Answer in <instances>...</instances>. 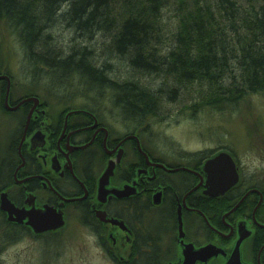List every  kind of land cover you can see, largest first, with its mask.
Segmentation results:
<instances>
[{
	"label": "flooded vegetation",
	"instance_id": "obj_1",
	"mask_svg": "<svg viewBox=\"0 0 264 264\" xmlns=\"http://www.w3.org/2000/svg\"><path fill=\"white\" fill-rule=\"evenodd\" d=\"M13 81L0 70V264H28L25 249L12 253L25 240L32 264H86L43 259L62 232L73 241L70 218L100 264H183L188 250L201 251L194 264H264V162L162 151L140 129L153 116L121 115L133 127L119 134L95 106ZM221 152L235 174L206 166Z\"/></svg>",
	"mask_w": 264,
	"mask_h": 264
},
{
	"label": "trees",
	"instance_id": "obj_2",
	"mask_svg": "<svg viewBox=\"0 0 264 264\" xmlns=\"http://www.w3.org/2000/svg\"><path fill=\"white\" fill-rule=\"evenodd\" d=\"M0 22L35 69L109 93L138 121L180 95L191 116L264 98V0H0Z\"/></svg>",
	"mask_w": 264,
	"mask_h": 264
},
{
	"label": "rangeland",
	"instance_id": "obj_3",
	"mask_svg": "<svg viewBox=\"0 0 264 264\" xmlns=\"http://www.w3.org/2000/svg\"><path fill=\"white\" fill-rule=\"evenodd\" d=\"M60 34L64 38L69 36L67 31ZM62 43L67 45L68 42L63 39ZM0 62H2L0 70L6 69L15 84H24L37 93L47 86L55 89V94L64 96L70 94L74 100L68 103L70 107L95 106L98 114L105 122L111 123L117 133L123 134L132 130L133 125L123 120L122 114L113 106L109 93L99 94L91 91L84 95L77 94V90L82 89V85L77 83V77L58 83V79H52L50 73L35 69L27 61L22 45L4 22H0ZM110 63L115 66L117 72L123 74L120 71L124 70L122 64L118 67L116 61ZM143 81L149 86L160 84L159 79L151 77H146ZM190 96L191 94L180 95L174 102L164 103L159 109V115L143 122L140 129H146L145 132L149 134L152 143L158 145L162 151L196 152L204 156L211 155L220 148H226L231 150L237 160L244 165L255 166L264 162L263 96L248 95L234 109L228 108L221 112L204 109L195 116L188 115L187 110L184 109V105L187 106L192 101ZM64 107L66 106L59 108ZM70 219L71 226L68 227L73 230L70 235L73 241L69 240L70 244L69 241L64 243L66 233L62 232V244H59V249L55 250L54 247V251L52 250L53 252L51 251L43 259L57 258V261L76 260V262L81 260V262L86 261V264L87 262L100 264L99 253L89 247L85 234L83 235L81 231L84 229L79 227L76 220ZM24 249L28 264H32L31 260L37 259L39 255L37 244L25 240L15 246L12 253Z\"/></svg>",
	"mask_w": 264,
	"mask_h": 264
},
{
	"label": "water",
	"instance_id": "obj_4",
	"mask_svg": "<svg viewBox=\"0 0 264 264\" xmlns=\"http://www.w3.org/2000/svg\"><path fill=\"white\" fill-rule=\"evenodd\" d=\"M228 164L230 166V169L234 172V164L232 159L230 158V156H228L226 153L221 152L219 153L217 156H215L214 158L210 159L207 161L206 166L210 167L213 171L217 170V169H222V167H224V164ZM108 172H110L109 170H107ZM106 171V172H107ZM235 174V172H234ZM102 179L106 180L108 179V175L104 174ZM101 179L100 181V186H99V193L103 192L105 194V191H101V186L103 185V180ZM236 180V176L234 175V181ZM233 183V182H232ZM113 193L117 196L118 191L114 190ZM29 224L32 225V227L37 229V224L35 223V221H31ZM62 225V220L61 218L58 216L57 221L55 224H53V227H59ZM205 249H203L202 251H204ZM185 253V251H184ZM201 251H186V259L183 262V264H194L195 259L198 257V255H200ZM197 255V256H196ZM200 257V256H199Z\"/></svg>",
	"mask_w": 264,
	"mask_h": 264
},
{
	"label": "bare ground",
	"instance_id": "obj_5",
	"mask_svg": "<svg viewBox=\"0 0 264 264\" xmlns=\"http://www.w3.org/2000/svg\"><path fill=\"white\" fill-rule=\"evenodd\" d=\"M38 70L39 71H44V73H47V71H48L47 69H42V68H39ZM50 77H52V76H50ZM52 79H53V77H52ZM85 88L86 87L84 85H82V89L77 90V94L80 93L81 95H84L85 93H87V92H85V90H86ZM48 90H49L50 93H53L55 96L57 95L56 97H69V98H71L70 94H66L67 96H64L63 94H55L56 90L53 89V88H48Z\"/></svg>",
	"mask_w": 264,
	"mask_h": 264
}]
</instances>
